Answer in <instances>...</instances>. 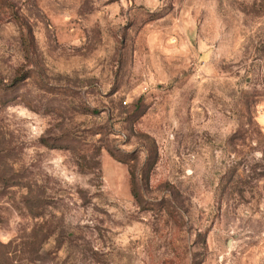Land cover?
I'll return each mask as SVG.
<instances>
[{"label": "rangeland", "instance_id": "obj_1", "mask_svg": "<svg viewBox=\"0 0 264 264\" xmlns=\"http://www.w3.org/2000/svg\"><path fill=\"white\" fill-rule=\"evenodd\" d=\"M0 264H264V0H0Z\"/></svg>", "mask_w": 264, "mask_h": 264}, {"label": "trees", "instance_id": "obj_2", "mask_svg": "<svg viewBox=\"0 0 264 264\" xmlns=\"http://www.w3.org/2000/svg\"><path fill=\"white\" fill-rule=\"evenodd\" d=\"M132 191H133V197L136 199L137 198V194H136V192H134V189H132Z\"/></svg>", "mask_w": 264, "mask_h": 264}]
</instances>
